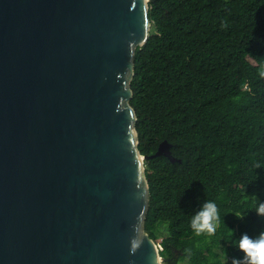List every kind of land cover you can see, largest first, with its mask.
Masks as SVG:
<instances>
[{"label": "water", "instance_id": "1", "mask_svg": "<svg viewBox=\"0 0 264 264\" xmlns=\"http://www.w3.org/2000/svg\"><path fill=\"white\" fill-rule=\"evenodd\" d=\"M149 1L0 0V264L165 262L145 160L180 159L140 152L130 102Z\"/></svg>", "mask_w": 264, "mask_h": 264}, {"label": "trees", "instance_id": "2", "mask_svg": "<svg viewBox=\"0 0 264 264\" xmlns=\"http://www.w3.org/2000/svg\"><path fill=\"white\" fill-rule=\"evenodd\" d=\"M151 30L136 48L131 105L145 160L149 201L144 229L158 232L163 264H232L233 241L264 231V0H150ZM259 162L260 168H255ZM214 201V236H196L190 220Z\"/></svg>", "mask_w": 264, "mask_h": 264}, {"label": "clouds", "instance_id": "3", "mask_svg": "<svg viewBox=\"0 0 264 264\" xmlns=\"http://www.w3.org/2000/svg\"><path fill=\"white\" fill-rule=\"evenodd\" d=\"M259 76L264 78V64H261L259 69ZM255 168H260V163L257 162ZM256 214L258 216H264V201H259L256 206ZM220 223V215L218 206L214 201L206 200L200 207L199 210L195 212L190 220V227L196 236H201L206 234L211 237L217 232V228ZM142 225L137 224L135 226V231L137 233L141 232ZM138 241H133L130 247V252L134 253L138 247ZM235 246L244 253L241 258L246 261L247 264H264V231L256 237H251L247 232L241 233L237 241H233ZM159 249L162 250L160 242L155 241ZM186 253L184 264H189L191 257L193 255L191 248H185ZM210 264H215V257H210ZM232 264H240L236 258H233Z\"/></svg>", "mask_w": 264, "mask_h": 264}, {"label": "rangeland", "instance_id": "4", "mask_svg": "<svg viewBox=\"0 0 264 264\" xmlns=\"http://www.w3.org/2000/svg\"><path fill=\"white\" fill-rule=\"evenodd\" d=\"M164 231H159L158 232V240H156L157 242H160V238L162 237V234H163Z\"/></svg>", "mask_w": 264, "mask_h": 264}]
</instances>
